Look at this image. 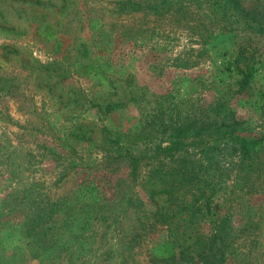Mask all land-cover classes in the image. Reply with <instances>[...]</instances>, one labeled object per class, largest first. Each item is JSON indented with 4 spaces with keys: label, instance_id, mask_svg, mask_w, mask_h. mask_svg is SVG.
I'll return each mask as SVG.
<instances>
[{
    "label": "rangeland",
    "instance_id": "374dc122",
    "mask_svg": "<svg viewBox=\"0 0 264 264\" xmlns=\"http://www.w3.org/2000/svg\"><path fill=\"white\" fill-rule=\"evenodd\" d=\"M120 1L139 0H0V244L22 239L15 232L21 215L16 201L22 192H33L34 203L36 192L67 194L87 179L102 199L112 197L97 163L98 129L138 131V111L127 103L98 121L91 107L126 102V72L133 76L132 88L145 97L190 98L187 103L197 106L223 99L234 118L252 129L246 136L264 133V0H237L257 21L235 19L231 3L224 16L196 4L156 16L120 9ZM238 47L246 49L244 62L252 68L251 80L241 89L235 84L243 65L235 58ZM227 62L237 67L227 73ZM86 63L105 70V81L84 73ZM74 123H95L90 142L67 136ZM119 171L125 174L127 169ZM10 192L16 195L7 197ZM201 200L199 224L208 226L214 211ZM261 200L256 191L240 199L254 208ZM167 202L158 195L146 204L153 209ZM243 208L236 209L234 226ZM223 211L216 209L217 214ZM147 236L150 242L165 237L158 227L150 228ZM260 241L251 264H264V238ZM142 247L138 258L144 257ZM236 258L227 264H244ZM190 264L201 261L195 258Z\"/></svg>",
    "mask_w": 264,
    "mask_h": 264
},
{
    "label": "trees",
    "instance_id": "16d2710c",
    "mask_svg": "<svg viewBox=\"0 0 264 264\" xmlns=\"http://www.w3.org/2000/svg\"><path fill=\"white\" fill-rule=\"evenodd\" d=\"M228 3L235 9V19L245 16L257 21L237 0H139L118 5L163 16L196 4L224 16L227 9L232 10ZM245 50L238 47L235 54L243 63L235 79L239 89L252 78V68L244 62ZM82 67L98 82L105 81V70L98 65ZM236 67L232 62L224 65L227 73ZM123 80L126 102L91 107L98 121L127 103L138 111V131L98 129L96 150L101 158L97 163L112 197L102 199L87 179L67 194L36 192L39 196L34 203L33 192H22L16 201L21 215L15 231L22 239L0 244V264H25L27 260L36 264H190L195 258L201 264H227L230 257L251 264L250 257L264 238V133L246 136L252 129L234 118L223 99L197 106L187 103L190 98H148L132 88L130 72ZM150 102L155 106L149 107ZM88 124H71L67 136L90 142L95 123ZM121 167L127 169L125 174L119 171ZM253 191L262 196L257 208L240 201ZM27 193L32 196L27 198ZM15 195L10 192L7 197ZM158 195L167 197L166 205L149 208L146 202ZM201 198L214 211L208 226L199 224ZM220 207L224 211L217 214ZM242 208L234 226V213ZM152 227H158L165 237L156 242L145 240ZM144 245V257L138 258V249Z\"/></svg>",
    "mask_w": 264,
    "mask_h": 264
},
{
    "label": "built area",
    "instance_id": "2783aa9c",
    "mask_svg": "<svg viewBox=\"0 0 264 264\" xmlns=\"http://www.w3.org/2000/svg\"><path fill=\"white\" fill-rule=\"evenodd\" d=\"M35 54V52H33Z\"/></svg>",
    "mask_w": 264,
    "mask_h": 264
}]
</instances>
